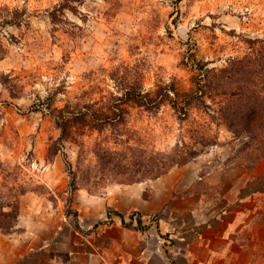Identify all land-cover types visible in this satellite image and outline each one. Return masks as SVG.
Returning <instances> with one entry per match:
<instances>
[{
  "label": "rangeland",
  "instance_id": "374dc122",
  "mask_svg": "<svg viewBox=\"0 0 264 264\" xmlns=\"http://www.w3.org/2000/svg\"><path fill=\"white\" fill-rule=\"evenodd\" d=\"M65 4L0 0V236L40 232L48 213L46 231L86 234L78 212L86 197L156 180L168 157L195 153L168 173L186 169L181 182L196 179L197 189L225 187L237 168H264V159L254 161L256 142L235 137L222 117L231 102L215 88L217 79L186 117L169 101L125 99L129 91L153 98L168 87L193 94L195 64L220 76L235 59L253 57L264 45L254 43L264 40V0ZM258 180L257 188L264 186V176ZM82 213L88 226L103 211ZM108 224L103 218L91 231ZM44 255L34 262L44 264Z\"/></svg>",
  "mask_w": 264,
  "mask_h": 264
},
{
  "label": "crops",
  "instance_id": "0c3cea01",
  "mask_svg": "<svg viewBox=\"0 0 264 264\" xmlns=\"http://www.w3.org/2000/svg\"><path fill=\"white\" fill-rule=\"evenodd\" d=\"M184 172L86 197L87 205L78 211L86 234L46 231L53 224L48 213L40 232L0 236V264H41L34 262L40 254L44 264H264V186L255 185L264 168H237L218 189H197L196 179L184 184ZM96 207L102 216L84 226L82 212ZM109 210L123 214L129 225L114 212L108 217ZM133 212L142 215L148 230H139L135 218L130 224ZM103 218L108 226L91 231ZM59 236L67 242L55 241Z\"/></svg>",
  "mask_w": 264,
  "mask_h": 264
},
{
  "label": "trees",
  "instance_id": "16d2710c",
  "mask_svg": "<svg viewBox=\"0 0 264 264\" xmlns=\"http://www.w3.org/2000/svg\"><path fill=\"white\" fill-rule=\"evenodd\" d=\"M76 1L79 0H66V4L63 8L71 7L70 4ZM254 43L264 44V40L256 39ZM255 51V54H253L251 58L242 60L235 59L229 72L225 71L220 76L216 75L206 64H195V70L198 71L196 83L199 86V91L193 94L180 93L175 88L172 89V87H170L169 89L168 87L165 88L161 94L159 93L153 98L142 97L141 95H136L134 91H129L125 94V99L128 101L138 99V101H143L147 105H161L163 100L169 101V104L175 111L181 116L186 117L194 104H204L202 101L203 95L206 94L207 89L213 87V79H217L215 88L220 90V95L226 97L227 100L231 102L229 112L226 114L224 113L222 117L230 119V122H232L231 125L235 127V131H233L235 137L241 138L242 135L246 134L252 140L251 145H253V141L256 142L253 148L260 152L259 156L254 158V161L257 162L264 159V88L259 93L255 90L258 84L264 87V45ZM227 73H230L231 77H225ZM171 93L174 94V98L170 97ZM180 97L182 98L179 99ZM109 119L111 118L105 117L101 119L96 117V120L101 123H108L109 121L107 120ZM116 119L117 118H113L112 120L115 121ZM62 120L63 123H66L61 125L63 137H65L66 127L69 121L65 119V117H63ZM97 126L99 127L101 125ZM194 155L195 153H192L190 157L179 159L177 157H168L161 163L157 173L153 177L157 179L166 175L169 169L175 166V164H186L189 161L188 158H194ZM245 159L250 162V159ZM112 212L122 219L124 225H129L125 222L124 215L119 212L109 210L108 217ZM134 218L136 219L137 228L139 230L149 229L150 226L143 225L142 215L140 213L133 212L130 214V224L134 221ZM76 228L80 229L78 225H76Z\"/></svg>",
  "mask_w": 264,
  "mask_h": 264
}]
</instances>
